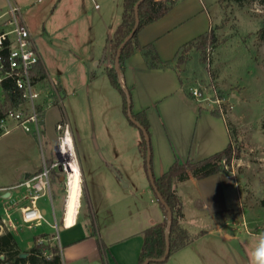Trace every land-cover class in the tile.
Instances as JSON below:
<instances>
[{"label":"crops","instance_id":"crops-1","mask_svg":"<svg viewBox=\"0 0 264 264\" xmlns=\"http://www.w3.org/2000/svg\"><path fill=\"white\" fill-rule=\"evenodd\" d=\"M40 1L0 0V16L11 3L17 4L25 22V11L29 15L30 23L26 24L29 25L30 32H36V37L42 39L44 32L37 33L35 16L28 13L29 8ZM88 1L51 0V5H54L52 14L56 15V19L63 20L76 16L86 18ZM99 1L109 4L108 0ZM175 1L173 8L164 17L144 27L138 35L141 45L153 44L161 60L173 62L174 65L180 48L209 33L214 21L204 0ZM99 16L103 29V39L100 41L104 42L101 47L92 49V63L96 65L102 53L106 54V59L111 58L110 39L121 24L107 12L100 13ZM31 35L35 41L32 32ZM62 47L71 50L72 43L65 40ZM183 64L188 66L189 63L187 61ZM183 64L180 67L152 70L148 68L142 54L136 52L127 59L125 72L120 76L122 85L132 90L135 113L147 112L153 149L152 174L155 178L163 176L177 159L181 163L188 159L201 161L226 150L232 143L226 121L212 113L213 107L196 102L182 89L180 73L183 72ZM40 65L48 80L50 77L42 56ZM214 67L219 71L217 62ZM57 82L63 91L61 81ZM221 85L224 86L223 83ZM111 87L113 88L112 85ZM230 97L234 101L239 100V96L234 93ZM73 143L76 153L75 139ZM94 143L95 145L89 141L84 142L85 147L92 146L93 150L84 151L83 159L76 153L89 212L83 218L80 203L75 225L68 228L65 221L62 226L59 225L56 240L62 262L139 264L144 231L165 219L139 151V143L135 146L136 150L134 147L128 148V141L124 139L113 143L95 139ZM116 146L119 147L117 153L114 149ZM43 159L41 164L25 170L14 184H0V189L17 186L27 176L39 173ZM56 183L51 180V185L55 186ZM175 189L183 204L184 225L196 238L174 253L166 264H249L248 253L258 242L257 237L264 233L254 232L251 228L254 226L253 221H244L242 232L235 227L234 219L225 218L229 211L236 208V199L238 201L237 186L232 178L220 173L196 179L190 174L185 181H177ZM50 195L52 199V193ZM43 211L45 215L46 210ZM18 217L17 215V219ZM201 232L204 233L198 235Z\"/></svg>","mask_w":264,"mask_h":264},{"label":"rangeland","instance_id":"rangeland-1","mask_svg":"<svg viewBox=\"0 0 264 264\" xmlns=\"http://www.w3.org/2000/svg\"><path fill=\"white\" fill-rule=\"evenodd\" d=\"M95 1L87 2L86 18L83 19L78 16L68 20L56 19V15L52 14L54 5H51V0H41L29 8L30 16H35L37 33L44 32V37L38 39L36 32L31 30L50 77L45 85L50 91L51 80H60L62 101L49 109L43 118L41 140L22 128L0 136L1 185L14 184L25 170L41 164L43 157L47 163L58 160L57 147L62 130L57 129V124H68L76 141L77 156L81 159L84 151L93 150L92 146H84L85 141L95 145V139L111 143L124 139L128 141V148L134 147V150L141 141L140 129L131 125L124 114L122 95L109 83L106 68L113 66L111 58L106 59V54L102 53L97 65L92 63L91 58L92 49L101 47L104 42L100 41L103 29L99 14L107 12L121 23L124 0H108V5ZM204 1L214 20L212 33L215 43L209 47L214 49V64H219V71L215 69L216 83L226 99L231 93L239 96L238 101L232 100L234 109L227 117L232 136V159L230 163L222 164L225 165V175L230 176L237 186L238 201L236 199V208L229 211L225 218L234 219L235 227L242 232L244 221H253V227L248 225L254 232L264 233V42L257 36L264 26V7L258 2L240 8L225 0ZM24 15L29 24L26 11ZM65 40L72 43L71 50L62 47ZM205 53L206 50L204 53L193 50L188 54L189 64L183 69L184 79L188 80L185 83L188 93L198 83L207 85ZM222 83L224 86H220ZM114 149L117 153L119 147ZM61 158L58 163L63 168L64 159ZM59 166L56 168L59 182L51 185L54 201L48 194L38 205L42 211L46 210L45 219L49 224L57 221L62 226L69 176ZM6 193L0 192V209L9 198H5ZM16 194V191L12 192V196ZM81 204L82 217L85 218L89 205L83 193ZM18 225L14 236L21 249L33 247L34 238L45 232L48 233L45 240L38 241L61 254L55 239L57 232L48 223L33 229H28L21 221ZM50 253L47 251L46 254Z\"/></svg>","mask_w":264,"mask_h":264},{"label":"trees","instance_id":"trees-1","mask_svg":"<svg viewBox=\"0 0 264 264\" xmlns=\"http://www.w3.org/2000/svg\"><path fill=\"white\" fill-rule=\"evenodd\" d=\"M140 0H124V10L121 24L113 33L110 39V51H111V63L113 66L107 67L106 72L110 80L111 85L116 89L124 99L123 111L128 117L131 125L140 129L141 142L139 143V151L144 159L145 168L147 171L153 172V149L151 143V131L150 123L145 112L134 113L133 111V98L129 89L123 87L119 72L114 68L115 58L120 45L128 37L135 26L136 13L139 16V25L132 39L127 43L122 51L119 71L124 74L126 61L134 53L140 52L149 69H165L174 66L180 67L181 64L189 60L188 54L193 50L205 52L206 48L215 43V36H213L212 30L206 35L199 36L193 41L186 43L182 46L177 53L175 65L173 62L162 61L158 55V52L153 44L146 46L141 45L138 40L140 31L147 25L158 21L164 17L175 5V0H144L141 2L137 12L135 10L136 4ZM232 2L240 8L246 6L251 2H258L264 7V0H225ZM258 38L264 42V26L258 31ZM38 74L37 79L45 81L46 74L43 67L39 64L37 66ZM185 72L180 73V83L182 89L187 96L192 98L190 92H186V81L184 79ZM0 108V118L4 116L7 108ZM212 113L217 117H221L219 112L212 109ZM228 124V123H227ZM229 127V125H228ZM233 154L232 143L228 148L222 152H219L207 159L201 161H194L188 159L185 163H181L178 159L170 167V169L160 178L154 177L156 189L159 194L167 203L171 218H168V212L166 208L161 205L165 219L163 222L153 225L146 229L143 233L144 244L139 256V264H145L147 260H153L151 264H166L169 258L192 243L196 235H193L184 225L185 216L183 213V204L178 196L175 183L177 181H185L192 174L196 179H204L206 177L226 173L225 165L223 163H230ZM52 162H49L51 164ZM53 170L51 172V180L59 182V175ZM84 198V188L82 189ZM204 232L199 233L202 235ZM48 234L44 233L34 238L35 244L29 250L23 252L19 247V244L11 232H5L0 234V264H63L61 254L58 250H50L42 242L38 240H45ZM197 235V236H198ZM52 252L49 255L46 254ZM23 253L28 254L23 258ZM164 261H160L164 259Z\"/></svg>","mask_w":264,"mask_h":264},{"label":"built area","instance_id":"built-area-1","mask_svg":"<svg viewBox=\"0 0 264 264\" xmlns=\"http://www.w3.org/2000/svg\"><path fill=\"white\" fill-rule=\"evenodd\" d=\"M40 63V52L24 21L22 10L17 4L11 3L0 16V108L12 104L0 118V136L22 128L41 140L43 118L62 98L56 80H51L52 89L49 91L45 81L37 79V66ZM205 74L207 85L198 83V86L190 89V94L196 102L211 105L228 123L227 117L234 105L231 97L226 99L222 96L216 83L212 47L206 49ZM57 129L62 130L60 143H63L70 131L68 124H58ZM57 153L58 160H53L51 164L43 159L39 173L28 177L17 186L0 189V192L10 193L8 202L0 209V234L17 231L18 221L28 229L40 228L48 223L59 234L57 221L49 224L38 205L41 199L51 194V172L58 168V162L62 159L59 148ZM60 168L68 174L64 166ZM13 191L17 192L16 196H12Z\"/></svg>","mask_w":264,"mask_h":264},{"label":"bare ground","instance_id":"bare-ground-1","mask_svg":"<svg viewBox=\"0 0 264 264\" xmlns=\"http://www.w3.org/2000/svg\"><path fill=\"white\" fill-rule=\"evenodd\" d=\"M60 153L64 159L63 166L66 168L68 178V193L66 201V212L63 221L65 226L71 228L75 225L82 198V175L79 169L73 143V137L68 131L64 142L60 143Z\"/></svg>","mask_w":264,"mask_h":264},{"label":"water","instance_id":"water-1","mask_svg":"<svg viewBox=\"0 0 264 264\" xmlns=\"http://www.w3.org/2000/svg\"><path fill=\"white\" fill-rule=\"evenodd\" d=\"M143 1H144V0H140V1L136 4V6H135V10H136V12H137V10H138V8H139L141 2H143ZM138 25H139V16H138V13H136L135 26H134L133 30L131 31V33L128 35V37H127V38L124 40V42L120 45V47H119V49H118V51H117L116 58H115L114 68L119 72V74H120V71H119V64H120V59H121L122 51H123V49L125 48V46L127 45V43H128V42L132 39V37L134 36V34H135V32H136V29H137ZM184 67H185V65L183 64L182 67H181L182 70L184 69ZM120 76H121V75H120ZM57 148H60V146H58ZM148 172H149L150 182H151L152 188H153V190H154V192H155V194H156V196H157V199H158L159 203H160L161 205H163V206L166 208V210H167V212H168V218L170 219V218H171V212H170V209H169L167 203L165 202V200L162 198V196L159 194L158 190L156 189V185H155V182H154V177H153L152 172H151L150 170H149ZM27 178H28V176H27ZM9 196H10V193L8 192V193L5 195V198H7V197H9ZM43 213H45V211H43ZM27 256H28V254H26V253H23V254L21 255V257H23V258H25V257H27ZM164 260H165V258L162 259V260H160V261H164ZM152 262H153V260H147V261L145 262V264H151Z\"/></svg>","mask_w":264,"mask_h":264},{"label":"clouds","instance_id":"clouds-1","mask_svg":"<svg viewBox=\"0 0 264 264\" xmlns=\"http://www.w3.org/2000/svg\"><path fill=\"white\" fill-rule=\"evenodd\" d=\"M257 243L248 253L249 264H264V234L257 237Z\"/></svg>","mask_w":264,"mask_h":264}]
</instances>
